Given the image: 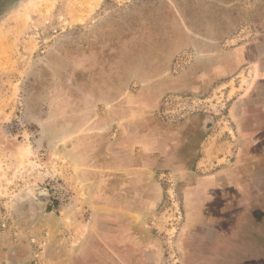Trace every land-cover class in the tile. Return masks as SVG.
<instances>
[{
	"label": "rangeland",
	"instance_id": "rangeland-1",
	"mask_svg": "<svg viewBox=\"0 0 264 264\" xmlns=\"http://www.w3.org/2000/svg\"><path fill=\"white\" fill-rule=\"evenodd\" d=\"M261 55L264 0H0V264L97 262L79 246L102 207L160 241L128 263L194 262L185 240L203 244L219 197L191 225L187 203L209 199L192 190L213 189L200 179Z\"/></svg>",
	"mask_w": 264,
	"mask_h": 264
},
{
	"label": "crops",
	"instance_id": "crops-1",
	"mask_svg": "<svg viewBox=\"0 0 264 264\" xmlns=\"http://www.w3.org/2000/svg\"><path fill=\"white\" fill-rule=\"evenodd\" d=\"M252 72L251 83L227 104L231 128L228 131L225 126V131L229 134L222 133L226 139L218 150H211L216 164L212 160L209 164L217 168L200 179L213 189L192 190L209 199L187 203L186 217L191 225L193 217L204 216L203 209L213 202L214 194L219 197V215L211 222L201 217V226L196 221L195 230L203 244L191 252L196 259L189 264H223L226 259L213 246L230 244L237 247L238 257L241 254V264H257L259 255L264 259V55L255 62ZM190 237L189 233L185 248H192ZM211 237L208 243L206 238ZM261 262L264 264V260Z\"/></svg>",
	"mask_w": 264,
	"mask_h": 264
},
{
	"label": "flooded vegetation",
	"instance_id": "flooded-vegetation-1",
	"mask_svg": "<svg viewBox=\"0 0 264 264\" xmlns=\"http://www.w3.org/2000/svg\"><path fill=\"white\" fill-rule=\"evenodd\" d=\"M100 209L106 208L102 207L97 209L95 226L99 223H105L108 227L100 230L98 228L95 229V232H93L87 240L89 244L84 245L82 243L79 246V248H83V246H85V248H98V251L96 250V254L98 255L94 254L95 258H93L94 260L97 259V262L94 261L93 264H104L103 260H101V257L105 256L104 253L106 250L104 251V248H108L109 253L113 254L112 256H105L110 259V264H130L127 261V257L131 248H162L158 237L155 235H150L148 231L143 234L131 229V223L133 221L131 214L125 213L122 215L116 210L106 209V211H108V214L106 215L107 222H104L102 216L98 214ZM197 236L198 235L191 233L192 238L190 237L189 239L191 240L192 248L201 247L193 244L192 239ZM200 242H202V238L200 239ZM120 258L124 261L121 262V260H118Z\"/></svg>",
	"mask_w": 264,
	"mask_h": 264
}]
</instances>
